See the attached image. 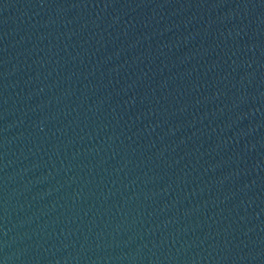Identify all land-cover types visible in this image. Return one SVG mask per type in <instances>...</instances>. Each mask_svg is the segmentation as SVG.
<instances>
[{
	"label": "water",
	"instance_id": "1",
	"mask_svg": "<svg viewBox=\"0 0 264 264\" xmlns=\"http://www.w3.org/2000/svg\"><path fill=\"white\" fill-rule=\"evenodd\" d=\"M0 264H264V0H0Z\"/></svg>",
	"mask_w": 264,
	"mask_h": 264
}]
</instances>
